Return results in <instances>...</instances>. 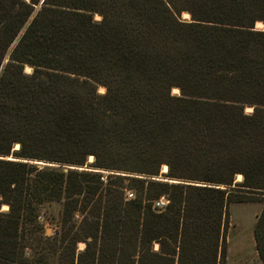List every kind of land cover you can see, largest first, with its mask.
<instances>
[{"label": "trees", "instance_id": "obj_1", "mask_svg": "<svg viewBox=\"0 0 264 264\" xmlns=\"http://www.w3.org/2000/svg\"><path fill=\"white\" fill-rule=\"evenodd\" d=\"M38 2L0 0V264H225L244 200L264 262V0ZM162 163L218 186L122 173Z\"/></svg>", "mask_w": 264, "mask_h": 264}, {"label": "rangeland", "instance_id": "obj_2", "mask_svg": "<svg viewBox=\"0 0 264 264\" xmlns=\"http://www.w3.org/2000/svg\"><path fill=\"white\" fill-rule=\"evenodd\" d=\"M42 4V1L39 0L37 4L34 5L33 13H35ZM179 17L183 20H187L190 18L189 12L187 10H182L179 12ZM94 18L99 19L100 15L97 13H94ZM261 23H256L255 27L259 28L261 27ZM26 71H30L31 67L29 65L24 66ZM104 87L99 85L97 87L98 92H103ZM172 93H177V88H172ZM250 108H246V111H249ZM17 144L14 145V148H17ZM7 157L13 158L12 154H9ZM90 159V160H89ZM25 160V159H24ZM92 160V156L88 157V161ZM41 161L43 163H53L50 161L35 159L33 162ZM37 163V162H36ZM40 164V163H38ZM40 165H48V164H40ZM66 167H76V168H84V169H92V170H101L102 172H108V170H103L100 168H94V167H87L86 164H83L81 166H73L70 164H65ZM165 166V168L163 167ZM167 172V165L165 163H162L158 173L156 174H136V173H129V172H122L123 174H129V175H136L139 177L151 179V180H158V181H164L167 183L176 182V183H191V184H208V185H215L213 183H204L202 181L194 180V179H188V178H181V177H171L166 175ZM238 175V174H237ZM235 175L234 181L241 180V174L240 177ZM230 186H235L234 183H232ZM128 188L125 191V196L127 198H133L135 195H137L139 189L127 186ZM147 186L146 183L144 185V190H146ZM158 186L155 188L153 186H150V191H156L158 190ZM156 189V190H155ZM170 189H167L169 191ZM127 192H131L132 195L128 196ZM169 193V192H168ZM164 195L166 196L167 193L163 192L162 198L165 199ZM166 201V200H165ZM154 205V204H153ZM160 206V205H159ZM261 204L258 201H251V200H244V201H230L226 205V211H227V227H226V234H225V241H226V255H225V264H264V262L259 258L258 253L256 251L255 247V240L253 236V228L256 221L257 214L259 213ZM3 209L6 207L3 206ZM59 212H60V203L58 202H52L50 204H46L42 208L41 213V220H42V230L44 234L51 235L54 232V229L57 227L58 218H59ZM84 244L83 242L79 241L77 243V248L81 249L83 248ZM154 248H157V244H154Z\"/></svg>", "mask_w": 264, "mask_h": 264}, {"label": "built area", "instance_id": "obj_3", "mask_svg": "<svg viewBox=\"0 0 264 264\" xmlns=\"http://www.w3.org/2000/svg\"><path fill=\"white\" fill-rule=\"evenodd\" d=\"M127 195H128V196H131L132 193H131V192H127ZM164 202H165V199L162 198V197H160V198L155 202V204H156V205H161V204H163Z\"/></svg>", "mask_w": 264, "mask_h": 264}, {"label": "water", "instance_id": "obj_4", "mask_svg": "<svg viewBox=\"0 0 264 264\" xmlns=\"http://www.w3.org/2000/svg\"><path fill=\"white\" fill-rule=\"evenodd\" d=\"M41 1H43V0H41ZM37 163H42V164H48V165H54L53 163H43V162H41V161H36Z\"/></svg>", "mask_w": 264, "mask_h": 264}, {"label": "bare ground", "instance_id": "obj_5", "mask_svg": "<svg viewBox=\"0 0 264 264\" xmlns=\"http://www.w3.org/2000/svg\"><path fill=\"white\" fill-rule=\"evenodd\" d=\"M17 146V145H16ZM90 160V159H89ZM165 168V166H163ZM237 175V174H236ZM238 177H240V174L237 175Z\"/></svg>", "mask_w": 264, "mask_h": 264}]
</instances>
